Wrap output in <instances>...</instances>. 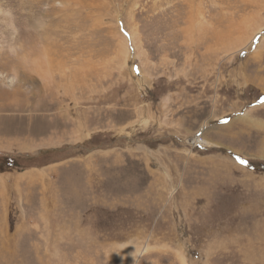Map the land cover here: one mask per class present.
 Masks as SVG:
<instances>
[{"label": "rangeland", "instance_id": "rangeland-1", "mask_svg": "<svg viewBox=\"0 0 264 264\" xmlns=\"http://www.w3.org/2000/svg\"><path fill=\"white\" fill-rule=\"evenodd\" d=\"M263 36L264 0H0L8 257L264 264Z\"/></svg>", "mask_w": 264, "mask_h": 264}, {"label": "bare ground", "instance_id": "bare-ground-1", "mask_svg": "<svg viewBox=\"0 0 264 264\" xmlns=\"http://www.w3.org/2000/svg\"><path fill=\"white\" fill-rule=\"evenodd\" d=\"M79 2V1H78ZM69 4V3H68ZM68 4H65V5H68ZM74 8V7H73ZM69 9V8H68ZM2 14H5V13H3L2 12ZM62 19V18H61ZM1 22H3V23H6V24H4V26L6 25V26H8L9 28L11 27V26H9L10 24H12V21H11V19H9L8 17H3L2 19H1ZM72 22V21H71ZM59 23V22H58ZM238 27V26H237ZM260 31L261 30H257V32L255 33V34H258V33H260ZM255 34H253V36L255 35ZM138 35V34H137ZM230 35V34H229ZM252 36V37H253ZM264 37V36H263ZM235 38V37H234ZM234 38H232V39H234ZM238 38H241L240 36L239 37H237V39ZM232 39H230L231 41L229 42V46L231 47L230 49H232V48H234V49H238L237 47H239V46H242L243 44V46H242V48H245V47H247V45L250 43V39H248L245 43H243V44H239V45H236L235 43H234V41L232 40ZM239 42V41H238ZM264 43V42H263ZM4 45V44H3ZM2 45V43H0V49L1 48H5L10 54H14V47L13 46H11V45H4L3 46ZM262 47V46H261ZM246 49V48H245ZM227 50H229L228 48H227ZM239 50V49H238ZM237 50V51H238ZM230 51V50H229ZM237 51H235V52H237ZM239 52V51H238ZM41 58V57H40ZM46 59V58H45ZM44 59V57H42L41 58V60L40 61H30V59H28V58H22L21 60H20V63H21V65L24 67V68H26L30 73H32L36 78H38L41 82H43V83H45L46 85L42 88V90L43 89H47V88H51V85L53 84V83H55V82H53L54 80H53V78H51V76H50V73H51V69H50V67L47 65V60L46 61H44L43 62V60H45ZM53 75V74H52ZM52 79V80H51ZM61 87V86H60ZM48 91H49V89H47ZM51 91V90H50ZM67 93V92H66ZM61 117V116H60ZM197 139V138H196ZM196 141H198V140H196ZM202 141V140H201ZM200 141V142H201ZM195 142V141H194ZM208 143V142H207ZM199 144H201L202 146H207V144H205V143H203V142H201V143H199ZM95 174V173H94ZM5 190V189H4ZM4 192V191H3ZM3 192H1V193H3ZM5 214H7V205L5 204V205H3L2 204V217L0 216V235H2V230H4V229H7V227H6V223H5ZM201 223V222H200ZM21 230V227H18L17 226V230ZM22 231V230H21ZM22 233V232H21ZM3 243H5V240L2 238V237H0V254H1V256H0V258H2V263H0V264H13V262H15V264H17V257L15 258V260L14 259H12V258H9V257H11V253H12V251L10 250V248H8V249H6V244H3ZM5 246V251H3V250H1V247L2 246ZM122 247V246H121ZM123 249V248H122ZM139 254V253H138ZM141 254V253H140ZM139 254V255H140ZM5 256H6V260H5ZM9 256V257H8ZM138 256V255H137ZM178 259H179V263L180 264H186V260L184 259V256H180L179 255V257H178ZM11 261V263H9ZM19 262H20V260H18Z\"/></svg>", "mask_w": 264, "mask_h": 264}, {"label": "trees", "instance_id": "trees-1", "mask_svg": "<svg viewBox=\"0 0 264 264\" xmlns=\"http://www.w3.org/2000/svg\"><path fill=\"white\" fill-rule=\"evenodd\" d=\"M22 160L24 156H15V157H1L0 156V166L4 168H13V167H22Z\"/></svg>", "mask_w": 264, "mask_h": 264}, {"label": "snow or ice", "instance_id": "snow-or-ice-1", "mask_svg": "<svg viewBox=\"0 0 264 264\" xmlns=\"http://www.w3.org/2000/svg\"><path fill=\"white\" fill-rule=\"evenodd\" d=\"M125 34L127 35V33H125ZM258 103L261 104V105H264V97L260 98V100L258 101ZM224 122L226 123L227 121H224ZM235 159H236V162L239 163V164H241V165H246L247 164V161H245L243 158H241L239 156L236 157Z\"/></svg>", "mask_w": 264, "mask_h": 264}]
</instances>
